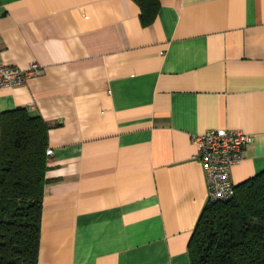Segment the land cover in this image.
I'll use <instances>...</instances> for the list:
<instances>
[{
	"label": "crops",
	"instance_id": "crops-1",
	"mask_svg": "<svg viewBox=\"0 0 264 264\" xmlns=\"http://www.w3.org/2000/svg\"><path fill=\"white\" fill-rule=\"evenodd\" d=\"M0 0V115L50 126L37 264H190L208 202L193 139L251 136L230 171H264V0Z\"/></svg>",
	"mask_w": 264,
	"mask_h": 264
},
{
	"label": "trees",
	"instance_id": "trees-1",
	"mask_svg": "<svg viewBox=\"0 0 264 264\" xmlns=\"http://www.w3.org/2000/svg\"><path fill=\"white\" fill-rule=\"evenodd\" d=\"M133 1L149 24L158 1ZM49 129L24 108L0 115V264L38 263ZM234 190L203 208L188 244L190 264H264V171Z\"/></svg>",
	"mask_w": 264,
	"mask_h": 264
},
{
	"label": "built area",
	"instance_id": "built-area-1",
	"mask_svg": "<svg viewBox=\"0 0 264 264\" xmlns=\"http://www.w3.org/2000/svg\"><path fill=\"white\" fill-rule=\"evenodd\" d=\"M41 67L32 63L27 69L4 65L0 57V88H14L40 74ZM251 136L240 130L219 128L196 135L193 144L196 156L205 172L208 201H226L234 195L235 185L230 179L231 168L242 161L243 152ZM52 154L47 149L46 155Z\"/></svg>",
	"mask_w": 264,
	"mask_h": 264
}]
</instances>
